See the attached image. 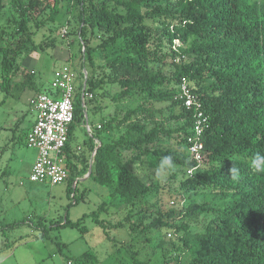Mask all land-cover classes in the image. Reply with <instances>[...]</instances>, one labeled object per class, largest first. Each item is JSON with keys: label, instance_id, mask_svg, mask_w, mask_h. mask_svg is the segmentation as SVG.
<instances>
[{"label": "trees", "instance_id": "16d2710c", "mask_svg": "<svg viewBox=\"0 0 264 264\" xmlns=\"http://www.w3.org/2000/svg\"><path fill=\"white\" fill-rule=\"evenodd\" d=\"M33 9L46 15L35 21L36 28L45 22L54 23L61 11L77 20V29L69 34L79 39L82 59L86 56L90 67L85 70L89 75L84 92L92 98L85 100V108L81 106L82 73L76 80L74 117L63 148L69 173L65 182L68 194L72 193L69 185L86 173L94 152L89 178L108 189L109 199L80 220L90 217L110 240L109 230L123 228L124 221H128L126 228L133 236L155 229L176 234L187 229V218L210 214L202 233L180 239L190 258L184 264H264V173H255L250 167L253 155L264 154V0H0V17L8 11L14 23L6 37L0 29V91L9 92L19 56L53 46V42L34 44L28 26L35 19ZM87 30L100 37L91 49L85 47ZM174 40L180 44L175 49ZM92 52L104 58L110 52L112 58L96 65ZM168 60L174 70L166 78L155 66ZM182 77L207 117L199 165L191 159L185 142L192 131L193 111L176 99ZM105 84L118 88L114 100L128 101L134 107L126 109L121 117L115 114L102 118L100 128L84 142L86 153L71 149L75 126L81 119L82 124L85 122L84 111L94 101L93 94ZM38 91L56 95L50 86ZM164 112L168 113L166 117ZM120 126H126L121 137L102 139V133ZM162 136L182 143L183 151L168 147ZM123 150L133 155L126 158ZM166 155L172 156L185 174L179 187L168 191L170 202L179 204L183 195L207 189L227 201L225 206L216 209L191 203L162 211L158 207L159 185L144 183L130 165L146 157L148 164L157 167ZM76 164L81 165L79 170ZM233 164L239 169L238 180L230 178ZM189 169H194L192 176L186 174ZM170 178L175 180L177 175L172 173ZM151 189L158 197L150 205L151 221L143 227L140 217L130 221L131 209ZM73 198L77 204L76 196ZM108 205L128 208L126 219L112 224L101 218ZM80 223L70 222L66 214L62 224L51 228L77 227L85 233ZM14 226L16 223L2 230ZM57 247L61 253L59 243ZM174 250L181 252L179 248ZM130 260L131 264H143L135 251ZM67 263L95 264L94 251L88 250ZM163 264L181 263L169 254Z\"/></svg>", "mask_w": 264, "mask_h": 264}, {"label": "rangeland", "instance_id": "374dc122", "mask_svg": "<svg viewBox=\"0 0 264 264\" xmlns=\"http://www.w3.org/2000/svg\"><path fill=\"white\" fill-rule=\"evenodd\" d=\"M32 13L35 19L28 26L33 32L34 44L53 42V46L19 56L16 60L17 73L12 74L13 82L9 92L0 91V264H68V260L77 258L88 250L94 251L95 264H131L132 251H135L137 260L143 264H163L169 254L172 258H178L181 264L186 263L190 258L187 251L182 249L180 239L202 233L205 224L211 218L210 214L187 218V229L176 234L173 230L155 229L148 234L133 236L126 228L128 221H124L129 209L108 205L106 212L100 215L101 218L112 224L118 221L126 222L121 229L109 230V240L90 217L80 220L84 215L96 211L102 202H107L109 199L107 188L98 185L92 178L82 181L81 177H77L69 185L72 193L68 194L67 182L51 186L29 181L36 151L28 148L17 138L19 136L20 139L23 138L22 134L35 120L36 114L28 103L29 95L32 93L31 85L45 88L50 86L55 74L64 66L70 68L77 80L83 69L87 70L89 67L87 57L82 59L79 39L69 34L77 29V20L74 17L61 11L54 23L45 22L36 28L35 21L45 19L46 15H39L35 9ZM12 16L8 11H4L0 17V29L5 37L13 29L14 23L10 21ZM150 23L156 25L154 22ZM64 31L68 34L65 35ZM84 39L87 40L85 47L91 49L99 43L100 37L95 32L90 33L87 30ZM107 55V58H104L101 54L98 56L92 52L96 65L112 58L110 52ZM169 61L155 66V70L160 71L166 78L170 77L174 70ZM174 61L176 63L178 59ZM82 64L87 68L85 66L83 68ZM87 72L86 76L89 75ZM117 91L116 86L105 84L100 91L93 94L94 101L84 111L88 118L89 131L81 119L73 130L70 143L72 148L75 149L77 144H83L93 135L95 129L100 128L102 118L108 119L115 114L121 117L126 109L134 107V104L128 101L114 100L112 96ZM167 115V112L163 113V117ZM161 117L162 115L158 116V119L161 120ZM125 130L126 126L114 127L102 133L101 137L104 141L114 140L121 137ZM13 135L16 139L10 142ZM161 138L168 147L183 151V144L177 140H167L165 136ZM123 153L126 158L133 155V152L124 150ZM130 168L144 183L159 185L161 192L158 207L164 212L170 207L177 205L186 207L191 203L217 209L224 207L227 202L222 200L220 195L201 189L192 196L183 195L179 204H172L168 191H175L179 187V182L185 179V174L178 166L160 178L156 177V167L148 164L146 157H143L141 162L130 165ZM172 173L177 175L175 180L170 178ZM74 195L77 204H74ZM157 197L158 193L151 189L150 193L131 209L130 221L134 222L140 217L143 227L149 224L151 221L149 213L152 209L150 205ZM66 214L70 222L81 221L80 227L85 226L86 232L82 233L77 227L51 228L62 224ZM13 223H16V226L12 229L2 230ZM44 233L47 237H41ZM58 243L61 246V253L58 251ZM175 248H179L181 252L178 253Z\"/></svg>", "mask_w": 264, "mask_h": 264}, {"label": "built area", "instance_id": "2783aa9c", "mask_svg": "<svg viewBox=\"0 0 264 264\" xmlns=\"http://www.w3.org/2000/svg\"><path fill=\"white\" fill-rule=\"evenodd\" d=\"M178 44V40H174L173 49ZM82 75L83 77L80 79L83 84L81 106L85 108V100L92 98V95L84 92L86 76L84 72ZM50 87L56 93L55 96L38 93L30 100V106L36 115L24 141L28 148L37 152L36 160L29 174V181L53 186L65 182L69 174L65 165L63 148L67 142L69 126L74 117L73 100L76 77L68 66H64L55 74ZM176 99L185 109L193 111L192 131L185 142L191 159L199 165L202 151L201 138L207 117L201 110V104L193 93L189 82L184 77L178 84ZM85 128L89 131L87 124H85ZM193 170H187V176H192ZM171 203L173 204V202Z\"/></svg>", "mask_w": 264, "mask_h": 264}, {"label": "clouds", "instance_id": "9594fccd", "mask_svg": "<svg viewBox=\"0 0 264 264\" xmlns=\"http://www.w3.org/2000/svg\"><path fill=\"white\" fill-rule=\"evenodd\" d=\"M234 165V164H233ZM176 164L173 157L170 155L163 156L155 169V175L160 178L163 175H167L168 172L173 170ZM250 167L255 173H264V154L256 153L250 159ZM230 178L232 180L239 179V169L234 165L230 170Z\"/></svg>", "mask_w": 264, "mask_h": 264}, {"label": "crops", "instance_id": "0c3cea01", "mask_svg": "<svg viewBox=\"0 0 264 264\" xmlns=\"http://www.w3.org/2000/svg\"><path fill=\"white\" fill-rule=\"evenodd\" d=\"M33 72V71H32ZM33 84V83H32ZM31 88H32V90H31V94L29 95V98H28V103H29V105H30V100L35 96V95H37L38 93H40V91H38V89H42V88H45V87H36L35 85H31ZM2 106H4V105H2ZM87 120H88V118H87V116H86V118H85V124H87ZM33 123H34V121H32V123H30V125H29V127L27 128V130L24 132V134H22L23 135V138H21L20 139V136L17 138L18 139V141H22L24 144H25V136H26V134H27V132L31 129V127H32V125H33ZM85 124H84V126H85ZM88 125V124H87ZM94 126V125H93ZM89 127V126H88ZM16 139V137L13 135L12 136V138L9 140L10 142H12V141H14ZM71 143V142H70ZM95 143H96V145L97 146H100V142L98 141V140H95ZM69 147L71 148V149H74V148H72L70 145H69ZM75 149L79 152H84V153H86L87 152V146H86V144L85 143H83V144H77L76 146H75ZM92 155V154H91ZM36 157H37V152H36V155H35V159H34V161H33V163H32V165H31V168H32V166H33V164H34V162H35V160H36ZM93 161V160H92ZM90 162H91V156L89 157V162H88V169H87V171H86V173L85 174H83L82 176H81V180L83 181V180H85V179H88L89 178V176H88V170H89V165H90ZM31 168H30V171H31ZM81 168V165L80 164H76V170H79ZM91 168H92V164H91ZM76 184V183H75Z\"/></svg>", "mask_w": 264, "mask_h": 264}, {"label": "water", "instance_id": "95a60500", "mask_svg": "<svg viewBox=\"0 0 264 264\" xmlns=\"http://www.w3.org/2000/svg\"><path fill=\"white\" fill-rule=\"evenodd\" d=\"M83 72H84V74H85V76H86V71L83 70ZM84 117L86 118V113H84ZM93 156H94V152H93L92 155H91V162H90V165H89L88 176H89L90 173H91V163H92V160H93Z\"/></svg>", "mask_w": 264, "mask_h": 264}]
</instances>
